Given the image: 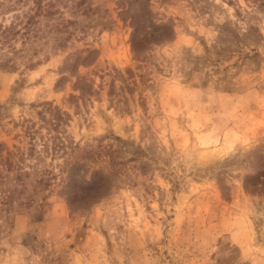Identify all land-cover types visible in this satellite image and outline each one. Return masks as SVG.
Returning <instances> with one entry per match:
<instances>
[{"label":"rangeland","instance_id":"374dc122","mask_svg":"<svg viewBox=\"0 0 264 264\" xmlns=\"http://www.w3.org/2000/svg\"><path fill=\"white\" fill-rule=\"evenodd\" d=\"M55 3L0 37V264H264V0Z\"/></svg>","mask_w":264,"mask_h":264},{"label":"trees","instance_id":"16d2710c","mask_svg":"<svg viewBox=\"0 0 264 264\" xmlns=\"http://www.w3.org/2000/svg\"><path fill=\"white\" fill-rule=\"evenodd\" d=\"M55 2L56 0H0V14L2 16L12 14L9 23H0L1 39L7 41L17 33L40 35L44 31L39 26L41 18L47 19V23L44 24L47 27V33L54 30L52 20L53 16L58 13ZM32 65L33 63H30V66Z\"/></svg>","mask_w":264,"mask_h":264}]
</instances>
